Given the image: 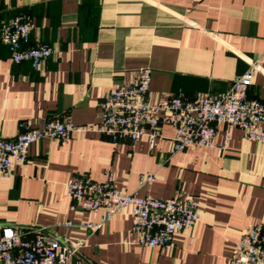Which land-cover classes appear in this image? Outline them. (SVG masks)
Instances as JSON below:
<instances>
[{
  "label": "crops",
  "instance_id": "0c3cea01",
  "mask_svg": "<svg viewBox=\"0 0 264 264\" xmlns=\"http://www.w3.org/2000/svg\"><path fill=\"white\" fill-rule=\"evenodd\" d=\"M18 14L35 27L31 41L55 47L39 68L15 63L0 40V134L55 116L78 124L99 120L103 94L129 84L149 66V98L221 93L255 65L249 93L264 100V0H0V26ZM170 124L151 144L97 131H74L67 142L42 138L9 175L0 174V231L46 227L76 246L68 264H229L246 228L264 222V141L220 123L215 146L172 152ZM167 197L182 191L200 201V219L174 232L169 247L135 243L131 207L105 220V209L72 206L66 182L75 174ZM153 173L154 180L142 182ZM99 223L92 230L87 223Z\"/></svg>",
  "mask_w": 264,
  "mask_h": 264
},
{
  "label": "built area",
  "instance_id": "2783aa9c",
  "mask_svg": "<svg viewBox=\"0 0 264 264\" xmlns=\"http://www.w3.org/2000/svg\"><path fill=\"white\" fill-rule=\"evenodd\" d=\"M35 22L26 14L5 20L0 26V40L9 47L15 63L28 61L34 68L55 51L42 40L31 41ZM256 66L237 76L221 93L204 92L194 98L173 94L152 102L149 90L152 70L141 67L129 84L113 85L103 94L99 120L78 124L69 116L44 119L39 125L21 123L13 137L0 134V174L6 176L29 157L32 143L42 138L67 142L74 131H97L112 140L126 139L132 143L149 136L153 145L166 124L173 126L172 152L191 145L215 146L217 126H239L252 140L264 141V100L249 93ZM142 182L154 180V174L142 175ZM72 206L81 210L105 209L110 219L122 207L130 206L133 216V241L146 246L169 247L176 230L193 226L201 216L200 201L182 191L167 197L140 195L123 190L111 168L105 178L97 180L90 174H75L66 182ZM87 225L96 230L99 223ZM76 246L50 233L46 227L28 231L6 224L0 231V264H68ZM229 264H264V222L250 224L236 242Z\"/></svg>",
  "mask_w": 264,
  "mask_h": 264
}]
</instances>
